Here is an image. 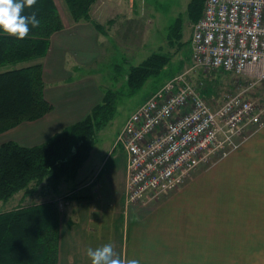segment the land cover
Returning <instances> with one entry per match:
<instances>
[{
  "label": "crops",
  "instance_id": "obj_1",
  "mask_svg": "<svg viewBox=\"0 0 264 264\" xmlns=\"http://www.w3.org/2000/svg\"><path fill=\"white\" fill-rule=\"evenodd\" d=\"M133 6L135 0H96L89 19L77 22L58 9L63 28L50 36L47 52L38 60L51 110L0 133V146L10 141L24 147L40 145L83 120L105 91L94 72L97 64L115 65L120 56L129 64L135 61L130 67L137 66L155 52L151 48L141 56L149 37L147 33L140 39V15L133 13ZM104 164L93 147L77 175L60 181L59 195L49 188L44 201L23 203V191L8 199L6 211L58 202V264H91L88 249L105 244L113 246L117 257L137 259L139 264H264V126L225 157L196 168L179 189L147 206H125L126 163L124 169L115 162L107 169ZM101 173L113 196L106 206L101 185L92 186ZM95 194L100 195L93 199Z\"/></svg>",
  "mask_w": 264,
  "mask_h": 264
},
{
  "label": "built area",
  "instance_id": "obj_2",
  "mask_svg": "<svg viewBox=\"0 0 264 264\" xmlns=\"http://www.w3.org/2000/svg\"><path fill=\"white\" fill-rule=\"evenodd\" d=\"M190 48L196 67L264 84V0H204ZM183 75L136 108L117 135L127 158L125 206L159 201L198 166L236 150L246 130L264 126L254 100L232 93L211 107Z\"/></svg>",
  "mask_w": 264,
  "mask_h": 264
},
{
  "label": "trees",
  "instance_id": "obj_3",
  "mask_svg": "<svg viewBox=\"0 0 264 264\" xmlns=\"http://www.w3.org/2000/svg\"><path fill=\"white\" fill-rule=\"evenodd\" d=\"M96 0H64L77 22L89 19L90 6ZM203 0H190L187 16L195 23L201 16ZM35 13L38 28L29 25V35L19 40L0 32V133L24 122L38 119L51 110L44 97L42 64L50 36L63 28L55 0H36L22 15ZM182 22L177 18L170 27L168 43L181 38ZM32 62L20 66L21 63ZM169 57L152 53L126 75L128 95H133L152 76L168 64ZM116 94L105 90L100 103L90 113L48 141L33 147L15 142L0 146V201L23 191L34 192L46 181L57 191L62 179H71L88 159L98 131L113 117ZM60 211L56 200H48L0 212V264H58Z\"/></svg>",
  "mask_w": 264,
  "mask_h": 264
},
{
  "label": "rangeland",
  "instance_id": "obj_4",
  "mask_svg": "<svg viewBox=\"0 0 264 264\" xmlns=\"http://www.w3.org/2000/svg\"><path fill=\"white\" fill-rule=\"evenodd\" d=\"M189 2L190 0H135L136 7L133 6L132 9L133 13L140 15L138 16L139 20H137V23L141 25L138 30V32L142 34L140 39L145 37L147 33L149 37V44L144 47L141 56L145 55V51L152 48V51L167 55L169 57V62L158 75L150 77L133 95H128L125 82L130 67L129 65H132L135 61L129 64L127 60L126 62L119 60V56V58L116 57L117 62L115 65L97 64V70H94V72L99 73L96 74V78H99V85L103 86L105 90H111L117 96L114 115L105 126L98 131L94 146L96 155L98 157L103 156L105 160L104 168L107 169L109 164L115 162L119 167L124 169L127 158L123 148L115 144L118 133L129 115L146 100L150 93L158 90L159 87H162L164 83L175 76L184 74V78L189 80L193 86H196L200 90L201 96L211 107L220 105L227 95L240 92L245 97L254 100L258 110L264 113V84H252L246 78L234 76L220 69L204 70L194 65L189 44L194 23L188 18L186 10ZM56 4L61 15L66 17L69 11L64 0H56ZM141 16H143V18ZM177 18H180L182 22L181 38L177 42L168 43L170 27L176 22ZM152 34L154 36V41L150 42ZM30 63L32 62L21 63L20 66ZM8 68H11V66L0 68V71ZM262 120H264V115H262ZM253 131L254 129L249 128L246 130L244 136H248ZM217 159L220 158L217 156L212 157L210 161L197 167V169H203L214 163ZM104 181V173L96 175L93 179L92 186L101 185L99 188L100 194L103 198V206H106L108 203L107 201H110L113 196L109 194ZM30 188H35V194H33L34 192L28 194L24 193V196L21 198L23 203H30L29 200L44 201L48 199L47 195H50V192L48 193V191H46L50 188L46 181H43L38 186L31 183ZM116 189L117 193H120V182L116 184ZM43 192H46V195ZM54 192L55 191L52 190L54 195L60 194V190H57L56 193ZM97 195L95 194L93 199H95ZM16 199L18 200V198L12 200L17 201ZM9 203H11V201H0V212L6 211L9 207ZM121 203L122 202L119 200L118 205L122 206ZM103 206L99 205L100 208H103Z\"/></svg>",
  "mask_w": 264,
  "mask_h": 264
},
{
  "label": "clouds",
  "instance_id": "obj_5",
  "mask_svg": "<svg viewBox=\"0 0 264 264\" xmlns=\"http://www.w3.org/2000/svg\"><path fill=\"white\" fill-rule=\"evenodd\" d=\"M36 0H0V32L23 40L29 35V25L38 28L40 21L35 13L22 15L27 7L31 8ZM91 264H139L137 259H121L116 256L111 244L87 251Z\"/></svg>",
  "mask_w": 264,
  "mask_h": 264
}]
</instances>
